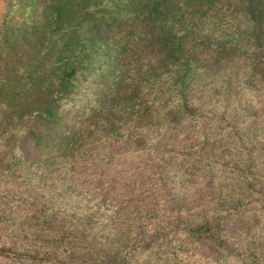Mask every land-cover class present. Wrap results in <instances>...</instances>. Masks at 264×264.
<instances>
[{
    "label": "trees",
    "instance_id": "1",
    "mask_svg": "<svg viewBox=\"0 0 264 264\" xmlns=\"http://www.w3.org/2000/svg\"><path fill=\"white\" fill-rule=\"evenodd\" d=\"M141 260L264 264V0H4L0 264Z\"/></svg>",
    "mask_w": 264,
    "mask_h": 264
},
{
    "label": "rangeland",
    "instance_id": "2",
    "mask_svg": "<svg viewBox=\"0 0 264 264\" xmlns=\"http://www.w3.org/2000/svg\"><path fill=\"white\" fill-rule=\"evenodd\" d=\"M3 8H4V0H0V27L2 25L3 22ZM38 10L43 13V14H47L50 10V6L47 3L44 4H38ZM223 67V66H220ZM218 70L217 69H213L211 71H209L208 73H206V76H212L215 75L216 72ZM99 79L95 78V79H91L88 80L87 82L83 83V84H77L74 88L76 90V96L74 97V104L73 106H65L64 109L62 110V117L59 121H61V125L60 128L61 130H63V132L74 128L76 125L79 127V125L81 123L84 122V119L86 117V111H88L89 109L87 108L88 106H90L91 104H97L98 103V95L100 94L101 90L104 89V84L103 87L102 85H99ZM106 88V87H105ZM106 89H104L103 91H105ZM248 106L250 105L247 102ZM181 146L178 147L179 150ZM176 149V150H178ZM167 152L166 156H163L164 159L166 160V163H173V162H183V161H188L189 159L185 156H181L180 154L174 152V150H168L165 151ZM126 158H129L130 160H128V164L129 165H134V169L132 171H127V174H117L118 173H124L125 169H120V170H114V172L117 175L122 176L123 178H125L126 180H129L132 184L131 188H136L138 189V191H143L144 188L146 187V185L148 184V175L144 172H141L143 169V165H144V160H146L145 158L139 157L136 153L132 156H123ZM189 162V161H188ZM145 168V167H144ZM107 171H110V169H108ZM115 175V174H114ZM141 179V180H138ZM112 180V177H111ZM105 181H101V182H106ZM139 181H143V183L140 186H137V183ZM101 185L99 184V187ZM111 187V181L109 183H107V188ZM146 189H148L146 187ZM133 190V189H131ZM142 194V192H140ZM80 204V202H79ZM78 204V205H79ZM141 262L143 264H147V261L141 260ZM197 264H199V262L196 261Z\"/></svg>",
    "mask_w": 264,
    "mask_h": 264
}]
</instances>
